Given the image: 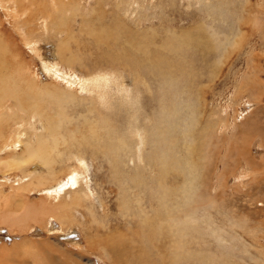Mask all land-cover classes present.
I'll return each mask as SVG.
<instances>
[{
	"label": "rangeland",
	"instance_id": "1",
	"mask_svg": "<svg viewBox=\"0 0 264 264\" xmlns=\"http://www.w3.org/2000/svg\"><path fill=\"white\" fill-rule=\"evenodd\" d=\"M32 1L20 0L18 9L17 0H0V76L23 100L15 104L8 97L1 104L0 138L16 142L31 124L32 135L38 134L41 110L58 115L69 126L61 130L60 158L52 155L57 181L68 174L64 159H72L69 168L85 174L80 196L89 189L96 221L87 210L79 218L74 211L64 214L59 198L48 206L51 200L41 189L33 196L30 188L25 200L35 204L22 206L12 187L24 181L23 170L4 166L0 264H264V0ZM63 1L69 3L56 6ZM26 30L32 31L28 40L22 38ZM73 59L78 64L67 63ZM71 77L77 78L71 82L76 88L68 86ZM120 77L125 83L118 84ZM89 79L92 87L85 85ZM42 86L59 88L51 92L55 103L43 97L38 108ZM35 109L40 112L32 114ZM89 111L112 128L108 154L118 168L114 177V168L93 155L91 142L81 141L86 136L67 135ZM84 152L89 160L82 163ZM29 159L43 170L36 157ZM125 185L129 214L119 209ZM136 195L140 205L133 202ZM150 222L158 228L152 243L157 248L146 257L141 233ZM109 240L118 242L117 250ZM184 244L190 260L171 259L173 247Z\"/></svg>",
	"mask_w": 264,
	"mask_h": 264
},
{
	"label": "bare ground",
	"instance_id": "2",
	"mask_svg": "<svg viewBox=\"0 0 264 264\" xmlns=\"http://www.w3.org/2000/svg\"><path fill=\"white\" fill-rule=\"evenodd\" d=\"M26 1V0H25ZM39 1V0H38ZM29 2H34L32 0H29ZM43 2V1H42ZM21 3H22V0H21ZM26 3V2H24ZM35 3V2H34ZM69 2L67 1H63V2H59V3H56V6L60 5V4H68ZM52 7H54L55 3H50ZM32 5V4H31ZM16 6L17 8L19 9L20 7H22V5H20V0H17L16 2ZM33 6V5H32ZM31 6V7H32ZM48 6V5H47ZM23 7H24V4H23ZM36 7V5H35ZM40 7V6H38ZM15 8V7H14ZM13 8V9H14ZM16 10V9H14ZM31 10V9H30ZM58 10V9H56ZM24 11V9L22 10V12ZM40 12H42L41 10H39ZM46 11V10H45ZM54 11V10H53ZM14 12V11H13ZM67 12V11H66ZM19 13V12H18ZM24 13V12H23ZM38 13V12H37ZM52 13V12H51ZM60 11L58 10L57 11V14H59ZM12 15V14H11ZM23 15V14H22ZM48 15V13L46 14ZM6 16L8 17V14H6ZM15 17L17 15H14ZM38 16V15H37ZM57 16V15H56ZM19 17V16H18ZM33 17V16H32ZM12 18V17H11ZM36 19V18H35ZM11 20V19H10ZM54 22V21H53ZM91 22V21H90ZM31 23V22H29ZM45 23V22H44ZM57 23V22H56ZM13 27H14V22H12L11 24ZM29 25V24H28ZM55 25V23H54ZM57 26V25H56ZM86 26V25H85ZM49 27V26H48ZM30 28V27H28ZM35 28V27H34ZM84 28V27H83ZM87 28V27H86ZM31 29V28H30ZM60 29L61 28H58L57 27V32H55L56 34H60ZM33 30V29H32ZM41 30V29H40ZM79 30V29H78ZM87 30V29H86ZM83 31V30H82ZM32 31L31 30H26L24 35L22 36L23 37H26V39L28 40L29 39V34L31 33ZM88 32V31H87ZM34 33V32H33ZM57 34V35H58ZM71 36V35H70ZM73 36V35H72ZM118 36V35H117ZM99 39V38H98ZM98 39H97V43L98 42ZM4 40V39H3ZM2 40V41H3ZM40 40V39H39ZM96 40V39H95ZM134 40H136L134 38ZM100 41V39H99ZM192 41V40H191ZM233 41V40H231ZM96 42V41H95ZM130 42H132L130 40ZM136 42V41H135ZM201 43V42H200ZM213 43V42H212ZM2 44V42H1ZM133 44V43H132ZM135 44V43H134ZM184 46V45H183ZM189 45H186L184 47H189ZM26 48V47H25ZM36 48V47H34ZM54 48V47H53ZM79 48V47H78ZM5 46H4V48ZM2 49V50H3ZM174 49L178 50L179 48L176 46ZM4 50V51H5ZM39 50V49H38ZM58 51V50H57ZM58 53V52H57ZM59 55V53H58ZM45 56V55H44ZM63 59V58H62ZM120 59V57H119ZM42 63L44 65H46V63L44 62L43 59H41ZM69 64H72V65H75V64H78L76 62V60H72L71 62H67ZM101 63V62H100ZM1 64V63H0ZM2 66V65H1ZM0 66V67H1ZM100 67V66H99ZM56 67H53V69L55 70ZM53 69H50V70H53ZM1 71V70H0ZM63 71V70H62ZM67 71V70H65ZM58 75V72L57 71H53L51 74L53 76L56 75V73ZM115 74V72H114ZM117 74V73H116ZM94 75V74H93ZM121 78V82L118 83V84H122V83H125V81ZM124 78V77H123ZM77 78L76 77H71V80L69 81V87H75L76 88V85H74L73 82L74 80H76ZM133 79V78H132ZM131 78L128 79V83L132 81ZM65 82H68V80L64 77L63 79ZM97 82L100 84V82H105L106 83V80L103 78V77H97ZM92 81H89L87 83H85L86 86H91L92 85ZM117 83V82H116ZM38 86V85H37ZM117 86V85H116ZM92 87V86H91ZM119 87V85H118ZM39 88V92H40V101L38 102V108L40 107L39 105L42 104L41 102H44L43 101V97H46L47 99L51 100L52 102H54L51 97V92H53L55 89H58L59 87H55V86H51V87H47V86H42V87H38ZM8 97H14L13 99H15V104H18V102H23L22 100V95L19 94V92L17 90H12L8 87L7 85V82H6V79H4V77H2V75L0 76V106L1 104L4 103V101L6 99H8ZM55 103V102H54ZM44 105V104H43ZM180 105V104H179ZM47 106V105H46ZM48 108V107H46ZM37 109V108H36ZM35 109V112L32 113V114H35V113H38L40 111H37ZM176 110V109H175ZM48 111H51L49 108H48ZM48 111H42L40 112V118L39 120L37 121V126L39 128V133L38 134H33L32 135V131L34 129V126L33 124L29 125L27 127V130H26V135L23 134L22 136H20V138L16 141V142H12V143H9V141L5 138H0L2 139V142L0 144V164L2 166H0V168L4 167L5 166V169L6 167L7 168H13V169H18V170H23L21 171V178L22 180L24 181H21L19 183L13 181L14 183V186L12 188H14L15 190H19V202L22 203V206L24 205L25 207L27 205H29L30 207H32L33 205L27 203L28 199H26L25 195L26 193H29V189L31 188V195L34 196V192L38 191V190H42V192H44L46 195H44L43 197H45V199H50L51 201L48 203V206H51L52 205V201L55 199H60V201L62 200L65 204H63L64 206V209H66V212L64 214H67L68 216L71 215L72 211H74V213L76 214L75 216L79 218V215L80 211L82 210H87V212H89V219L91 217L92 219V222H95L96 219H95V216L92 217V212H94V206L91 204V199H92V196H90V191H88L89 189L85 190L86 192V195L84 196H80V194L83 192L84 190V175L81 173V172H78L76 171L75 167L74 168H69V166L71 165L69 162L70 161H73L72 159L70 160L69 158H66L64 159V161L62 162V165L66 168H68V174L66 175V178L64 180H60V181H57V175H56V171L55 169L52 167V165H54V159L55 158H60L61 156V153L57 154L56 152H58V150L60 149L61 145H65V139L62 135V132L61 130L64 128V127H68V126H63V123H62V120L61 118L56 115V114H53L55 115L54 117H50V115H48ZM90 113V117L89 118H80L79 117V120H81L80 123H77L78 125L77 126H74L75 129L71 130V131H66L67 132V135H74V134H79L80 135V138L82 139V137L86 136L85 138H83L81 141H86V140H89L93 146V155H101L102 156V160L107 164V166L110 168H114V169H111V174H113V177H114V174L118 171V168L115 166V163L113 162V158L112 156V152H109L110 155L108 154V151L109 149L112 147L113 143H114V134L112 132V128L109 124L108 121H106V123L102 122L100 120V116H94L93 115V111H89ZM15 117H17L18 115V111H15L14 113ZM191 115V114H190ZM174 117V116H173ZM52 118H57V121L56 122H53L52 121ZM179 118V116H178ZM74 119V118H73ZM176 119V118H175ZM78 120V119H77ZM78 120V122H79ZM175 121V120H174ZM71 122V121H70ZM70 122L68 124H70ZM23 123H25V120L23 119H20L17 124L19 126H22ZM166 123V122H165ZM177 123V122H176ZM189 123V122H188ZM187 123V124H188ZM186 124V126H187ZM37 126H36V129H37ZM63 127V128H62ZM73 127V125L71 126ZM182 127V126H180ZM190 128V126H189ZM188 127H186L185 129L181 130L182 133L184 134H187L188 133V130H189ZM38 131V129H37ZM30 132V133H29ZM101 133V134H100ZM181 133V134H182ZM26 137H25V136ZM137 139L140 137V134L139 132H136L135 133ZM187 137V135H185ZM187 140V138H184ZM83 141V142H84ZM186 142V141H185ZM184 142V143H185ZM102 146H100V144H102ZM186 144V143H185ZM140 146H142V143H140ZM187 146V145H185ZM189 146V144H188ZM74 147V146H73ZM72 147V148H73ZM127 147V150L128 152H132V149L130 147V144L129 145H126ZM184 147V145H183ZM141 148V147H140ZM140 148L138 150H140ZM21 149V150H20ZM74 149V148H73ZM95 149V150H94ZM187 149V148H185ZM185 149H184V152H185ZM20 150V154L17 153V151ZM69 150V147L67 145V151ZM75 150V149H74ZM79 150V149H78ZM65 151V149H64ZM187 151V150H186ZM63 152V151H62ZM77 151L75 150L74 153H72L71 155H74ZM140 152V151H138ZM192 152V151H191ZM4 154V157L6 155V157L8 158H4L5 160H1L2 157L1 155ZM53 154H56L54 155L55 158H53ZM36 157L38 160L36 161L37 164H41L43 166V170L40 169L33 161H31L29 158L30 157ZM91 156V155H90ZM76 157V156H74ZM79 155L77 154V157L75 160L79 159ZM82 157H87V155L85 154V152L82 154ZM68 159V160H67ZM89 160V158H88ZM141 161V157H139L138 159V162ZM75 162V161H74ZM69 163V164H67ZM87 164V163H86ZM132 166L134 165V160L133 162L131 163ZM25 165H28L27 168L30 166L31 168L29 170H27L28 172H26V170L23 168V166ZM77 165V163L75 164V166ZM87 166V165H86ZM86 166L85 169H86ZM126 166H129L128 164ZM131 168H135V166L131 167ZM191 168V167H190ZM73 175V177L71 176ZM8 177V176H7ZM5 177V178H7ZM193 177H194V171L192 172V174L190 173L189 174V177L187 179V183L185 184L186 188H189L191 187V184H192V181H193ZM121 177H119V179L117 180H120ZM113 179V178H112ZM113 180H116V179H113ZM26 181V182H25ZM25 182V184L23 185L22 183ZM5 182L2 181V183L0 184V191L3 190L1 187H2V184H4ZM86 184V183H85ZM134 187L136 188V185H134ZM45 188V189H43ZM121 190V189H120ZM129 191V188H126V185H125V191H124V194L122 196V194H120V196H122L121 198V207H119V209L121 210V212L123 214H129V207H128V203L130 204V201L127 200L126 198V195L125 193ZM137 191V190H136ZM16 192V191H15ZM29 193V194H30ZM16 197V196H15ZM42 197V198H43ZM138 196L136 195L135 197V202L134 204H139L140 203L138 202L139 198H137ZM41 198V197H40ZM39 198V199H40ZM98 201H99V197H97ZM4 199V198H3ZM67 199H71V201H69V203H67L65 200ZM88 199V200H87ZM81 201V203H79V201ZM23 201V202H22ZM62 201L60 203V205L62 204ZM18 202V201H17ZM85 203L86 205H84L83 203ZM132 202V203H133ZM47 203V202H46ZM59 203H55L54 205H57ZM41 204V202H40ZM133 204V205H134ZM10 206V205H9ZM28 206V207H29ZM46 206V207H48ZM82 206H84L83 208H81ZM23 207V208H25ZM41 207V206H40ZM56 207V206H55ZM58 208H60V206L57 205ZM62 207V206H61ZM99 207L102 211H106V208L103 204V202L101 201L99 203ZM135 207V206H134ZM22 208V209H23ZM45 209V206L43 207ZM81 208V209H80ZM137 208V207H135ZM31 209V208H30ZM34 209V208H33ZM47 209V208H46ZM45 209V210H46ZM138 209V208H137ZM25 210V209H24ZM49 210H47V213H48ZM101 211V212H102ZM5 212V210H4ZM27 212V210H26ZM30 213V212H29ZM50 215V214H48ZM55 215V214H54ZM95 215V214H94ZM6 216V215H5ZM40 216V215H39ZM82 216V219L81 220H84V216ZM3 217V216H2ZM56 217V215L54 216ZM4 218V217H3ZM58 219V218H57ZM68 219V218H67ZM52 220V219H51ZM51 220H49V224H51V226L53 225V221L51 222ZM69 220V219H68ZM68 220H65V223L68 221ZM125 220V218H124ZM188 220H190L189 224H188V233H192L194 232V229H195V222H194V217L193 216H190V218H188ZM62 221V220H60ZM153 221V220H152ZM1 222V221H0ZM59 222V221H58ZM70 222V221H69ZM72 222V221H71ZM75 222V221H74ZM32 223H35V222H32ZM157 223V222H156ZM160 223V226H158L159 228L163 229V227H165L166 225H162V223H165V221L163 219H161V221L159 222ZM34 225V224H33ZM48 225V224H47ZM102 225V224H101ZM100 225V226H101ZM152 224L151 222L149 223V227L148 226H145L143 225V228H144V232L141 233L143 239H145V243L147 244L146 246L144 245V248H143V253L144 255L143 256H146V257H150L149 256V252L151 254L152 253V250L155 249L156 250V246H153V242H156L157 241V238H158V235L156 233L157 229L158 228H155L154 226L153 227H150ZM61 227V226H60ZM64 227V226H63ZM68 228V227H67ZM80 228V227H79ZM118 228V227H117ZM28 229V228H27ZM24 231V230H23ZM27 231V230H26ZM66 231V230H65ZM48 232V231H47ZM43 233V232H42ZM47 234V233H46ZM189 235L187 234L186 238L187 240H190L188 237ZM157 237V238H156ZM192 237V236H191ZM62 238V236H61ZM64 240L66 241L67 240V236H63ZM192 239V238H191ZM128 240V239H127ZM132 241V240H131ZM222 241H224V239L222 238ZM144 242V241H143ZM109 243L115 245L116 247V241H110L109 240ZM121 243V242H119ZM191 243V241L189 242ZM226 243V242H225ZM88 244L89 245H92L94 244L93 240H89L88 241ZM130 244V243H129ZM128 244V245H129ZM185 244H187V241L185 242ZM185 244L183 246H174L173 248H175L176 250H174L172 253H169V256H171V259H176L178 260L179 262L182 261V259L184 258L185 261H188L190 260L191 256H193V254H190V252H187L185 251L186 250V247H185ZM76 245V244H75ZM102 246V245H101ZM118 246V245H117ZM221 246H224L222 245V243L220 244L219 247ZM111 247V246H110ZM114 247V246H113ZM141 247V246H140ZM225 248V246H224ZM102 249V248H101ZM117 250V247L115 248ZM181 250L182 253L184 254H180V252H178L177 250ZM120 250V249H118ZM154 250V251H155ZM103 252H105L103 249H102ZM113 251V250H112ZM224 251V249H223ZM118 252V251H117ZM177 252V253H176ZM201 252V251H200ZM229 252V251H228ZM106 253V252H105ZM137 253V252H136ZM216 254V253H215ZM214 254V255H215ZM160 255V254H159ZM186 255H190V256H186ZM194 255H197L196 253ZM207 255V254H206ZM198 256V255H197ZM201 256V255H200ZM205 257V256H203ZM202 257V258H203ZM216 257V256H215ZM213 257V255L211 256V258H215ZM163 258V256H162ZM165 258V257H164ZM199 258V256H198ZM196 259V258H195ZM201 259V257H200ZM205 260H207V258H203ZM192 260V259H191ZM218 260V259H216ZM213 259V261H216ZM220 261V260H219ZM219 261L217 263H219ZM208 264V263H207Z\"/></svg>",
	"mask_w": 264,
	"mask_h": 264
},
{
	"label": "flooded vegetation",
	"instance_id": "3",
	"mask_svg": "<svg viewBox=\"0 0 264 264\" xmlns=\"http://www.w3.org/2000/svg\"><path fill=\"white\" fill-rule=\"evenodd\" d=\"M88 158H89V156L84 157V158L82 159V163H84L86 160H88ZM78 169H80V167H79Z\"/></svg>",
	"mask_w": 264,
	"mask_h": 264
}]
</instances>
